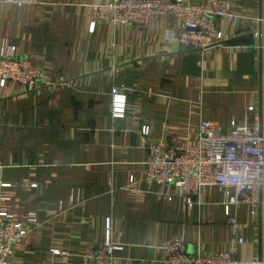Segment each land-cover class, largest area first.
Wrapping results in <instances>:
<instances>
[{"label": "crops", "instance_id": "obj_1", "mask_svg": "<svg viewBox=\"0 0 264 264\" xmlns=\"http://www.w3.org/2000/svg\"><path fill=\"white\" fill-rule=\"evenodd\" d=\"M107 1L0 0V49L14 46L45 69L33 90L0 88V208L18 221L37 216L9 264H164L162 242L173 237L193 254L234 249L264 264V210L252 220L214 185L189 205L143 173L148 141L191 146L201 118L228 131L262 106L264 0H231L244 16L222 23L221 40L203 52L182 50L170 15L144 26L96 19L92 5ZM121 85L125 114L115 118L111 90ZM107 220L114 248L100 263L88 250L106 240Z\"/></svg>", "mask_w": 264, "mask_h": 264}, {"label": "built area", "instance_id": "obj_2", "mask_svg": "<svg viewBox=\"0 0 264 264\" xmlns=\"http://www.w3.org/2000/svg\"><path fill=\"white\" fill-rule=\"evenodd\" d=\"M21 6L25 0H12ZM96 19L107 21L112 26L146 25L154 17L173 16L179 22L175 39L184 52H203L221 40L220 25L243 12L232 10L231 0H109L92 5ZM264 23V20H263ZM92 21L89 29H95ZM43 66L33 63L27 56H19L16 48L3 45L0 49V88L8 82L33 90L42 83ZM262 106L247 107L254 112L251 121H231L228 131L203 118L198 124V135L194 145H173L166 139L147 142L144 176L161 185H171L186 204L200 189L214 185L224 190V204H244L251 219L264 210V69L261 71ZM127 89L121 85L111 90V113L115 118L123 117L126 107ZM142 137H148L150 126L139 125ZM1 185H8L2 183ZM26 186L35 187V183ZM232 189L233 193L228 192ZM37 216L29 213L23 220L0 208V264H9L15 243L36 224ZM236 232L235 219H229ZM107 238L95 250H88L98 262L111 259L113 245L109 241V220L106 221ZM237 242L243 239L237 237ZM164 264H261L257 255L241 260L235 250L208 254L190 253L182 237H173L162 242ZM57 252V251H54Z\"/></svg>", "mask_w": 264, "mask_h": 264}, {"label": "water", "instance_id": "obj_3", "mask_svg": "<svg viewBox=\"0 0 264 264\" xmlns=\"http://www.w3.org/2000/svg\"><path fill=\"white\" fill-rule=\"evenodd\" d=\"M250 37H253L252 34L250 35H245V36H242V37H237V38H234V39H231L229 40L227 43L230 44V45H238V44H242L244 42H246L247 38H250Z\"/></svg>", "mask_w": 264, "mask_h": 264}]
</instances>
